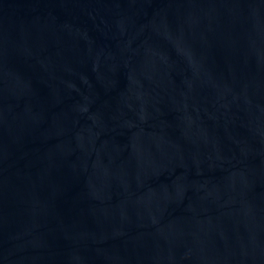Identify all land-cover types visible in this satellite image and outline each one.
Masks as SVG:
<instances>
[{"label":"water","instance_id":"obj_1","mask_svg":"<svg viewBox=\"0 0 264 264\" xmlns=\"http://www.w3.org/2000/svg\"><path fill=\"white\" fill-rule=\"evenodd\" d=\"M0 264H264V0H0Z\"/></svg>","mask_w":264,"mask_h":264}]
</instances>
